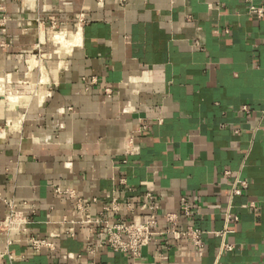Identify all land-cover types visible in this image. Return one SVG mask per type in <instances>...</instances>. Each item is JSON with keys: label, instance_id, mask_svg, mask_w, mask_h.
<instances>
[{"label": "crops", "instance_id": "obj_1", "mask_svg": "<svg viewBox=\"0 0 264 264\" xmlns=\"http://www.w3.org/2000/svg\"><path fill=\"white\" fill-rule=\"evenodd\" d=\"M251 5L264 0H0V222L22 219L0 227V264H264V14ZM148 192L160 224L176 213L175 229L203 231L202 255L179 234L135 258L105 245L104 221H143Z\"/></svg>", "mask_w": 264, "mask_h": 264}, {"label": "built area", "instance_id": "obj_2", "mask_svg": "<svg viewBox=\"0 0 264 264\" xmlns=\"http://www.w3.org/2000/svg\"><path fill=\"white\" fill-rule=\"evenodd\" d=\"M249 11L257 16H262L264 14V9L262 7H257L251 5ZM246 187V183L240 179L236 181L235 185L232 187V195H240L243 188ZM59 193H70L69 190L60 191ZM71 194V193H70ZM95 202V199H92ZM90 202L82 199L76 200V205L80 209H85ZM140 208L146 211L147 216L143 221H122L116 220L115 222L109 224L105 222L102 233L106 235L105 245L113 252L126 253L132 258L139 257L143 249L155 238L161 236H168L170 234H179L181 237L188 238L192 245L193 251L196 255H202L204 253L205 244L203 241V231L199 228L188 226L186 229L177 230L173 226L176 221V213H165L163 215L164 223L160 224L158 220V199L157 196L152 193H146L144 198L140 203ZM179 210L185 216H192L193 206L189 199L184 196L181 197L179 203ZM86 218V217H85ZM228 218V217H227ZM84 221H89L87 218ZM22 219L17 218L16 213H10L4 220L0 222V227L6 230L18 229ZM220 234V233H216ZM30 246L36 252L41 249L51 247V244L46 239L31 238L29 240ZM223 249L230 250V245H223ZM93 250L90 249V252ZM66 257H71V254L65 255Z\"/></svg>", "mask_w": 264, "mask_h": 264}, {"label": "bare ground", "instance_id": "obj_3", "mask_svg": "<svg viewBox=\"0 0 264 264\" xmlns=\"http://www.w3.org/2000/svg\"><path fill=\"white\" fill-rule=\"evenodd\" d=\"M55 39H58L59 41L60 40H62L63 38L61 37V36H57V38H55ZM71 39V38H70ZM57 40V41H58ZM53 41V40H52ZM64 41V40H63ZM61 42V41H60ZM65 42V41H64ZM57 43V42H56ZM68 43V42H67ZM64 44H62V46H63ZM68 45V44H67ZM64 47H65V45H64ZM68 47V46H67ZM66 48V47H65ZM69 48V47H68ZM65 50V49H64ZM44 79V78H43ZM45 80V79H44ZM42 82V81H41ZM42 84V83H41ZM43 84H44V82H43ZM38 92V91H37ZM45 92V91H44ZM2 94V92H1V90H0V95ZM43 94V93H42ZM5 96V95H4ZM9 96V99H11V100H15V99H18L17 97H15V96H12V95H8ZM1 97V96H0ZM5 97H7V96H5ZM4 97V98H5ZM2 98V97H1ZM2 101H3V99H2ZM5 101V100H4ZM2 103V102H1ZM16 109V108H15ZM11 129V128H10Z\"/></svg>", "mask_w": 264, "mask_h": 264}]
</instances>
